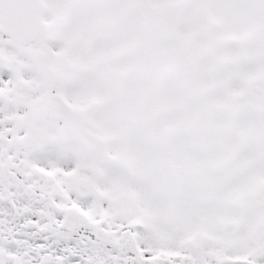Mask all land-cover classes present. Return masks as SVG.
Instances as JSON below:
<instances>
[{"label": "snow or ice", "instance_id": "1", "mask_svg": "<svg viewBox=\"0 0 264 264\" xmlns=\"http://www.w3.org/2000/svg\"><path fill=\"white\" fill-rule=\"evenodd\" d=\"M0 264H264V0H0Z\"/></svg>", "mask_w": 264, "mask_h": 264}]
</instances>
